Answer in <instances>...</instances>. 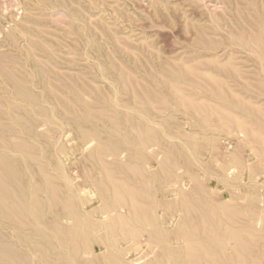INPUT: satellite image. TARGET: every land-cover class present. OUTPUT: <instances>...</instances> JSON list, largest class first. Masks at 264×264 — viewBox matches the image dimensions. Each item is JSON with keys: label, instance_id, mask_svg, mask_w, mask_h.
Wrapping results in <instances>:
<instances>
[{"label": "rangeland", "instance_id": "rangeland-1", "mask_svg": "<svg viewBox=\"0 0 264 264\" xmlns=\"http://www.w3.org/2000/svg\"><path fill=\"white\" fill-rule=\"evenodd\" d=\"M0 189V264H264V0H0Z\"/></svg>", "mask_w": 264, "mask_h": 264}, {"label": "bare ground", "instance_id": "bare-ground-1", "mask_svg": "<svg viewBox=\"0 0 264 264\" xmlns=\"http://www.w3.org/2000/svg\"><path fill=\"white\" fill-rule=\"evenodd\" d=\"M63 124H64V123H63ZM65 124H66V123H65ZM55 153H57V152H55ZM56 155H57V154H56ZM57 157H58V155H57ZM97 158H98V157H97ZM23 163H25V162H23ZM25 165H26V164H25ZM28 170H29V169H28ZM27 172H29V171H27ZM29 173H30V172H29ZM29 173H28V174H29ZM20 174H21V173H20ZM7 176H8V174H7ZM29 177L31 178V177H33V176H32V175H29ZM30 178H29V179H30ZM6 180H8V179H6ZM33 180H34V178H33ZM33 180H31V181H33ZM47 180H48V179H47ZM12 181H13V180H12ZM17 181H18V179H17ZM4 182H5V181H4ZM8 182H10V181H8ZM2 183H3V182H2ZM2 183H1V184H2ZM5 183H7V182H5ZM15 183H16V182H15ZM33 183H34V182H33ZM45 183H46V182H45ZM7 184H9V183H7ZM21 184H22V183H21ZM37 184H38V183H37ZM18 185H19V184H18ZM30 185H31V184H30ZM35 185H36V184H35ZM46 185H47V183H46ZM2 186H3V185H2ZM7 186H8V185H7ZM10 186H11V185H9V187H10ZM16 186H17V185H16ZM32 186H34V185H32ZM47 186H49V185H47ZM4 187H5V186H4ZM25 187L27 188V185H26ZM113 187L116 188V191L118 190L117 187H116V185L114 186V184H113ZM6 188H7V187H6ZM10 188H13V187L11 186ZM20 188H21V189H20L21 192H20V190H19V193H18V194L20 195V197H22V195H23V193H22V191H23V187L21 186ZM30 188H31V187H30ZM32 188H33V187H32ZM70 188H71V186H70ZM24 189H25V188H24ZM46 189H47V188H46ZM0 190L2 191V190H4V189H0ZM12 190H13V189H12ZM51 190H52V189L50 188V191H51ZM68 190H69V189H68ZM71 190H72V188H71ZM13 191H15V190H13ZM13 191H12V192H13ZM25 191H26V190H25ZM29 191H33V189H29L28 192H29ZM36 191H37V189L35 188V192H36ZM16 192H17V191H16ZM1 193L3 194L4 192H1ZM20 193H22V195H21ZM30 193H31V192H30ZM33 193H34V192H33ZM51 193H52V192H51ZM119 193H120V192H119ZM5 194H6V193H5ZM14 194H15V192L13 193V195H14ZM16 194H17V193H16ZM16 194H15V195H16ZM18 194H17V195H18ZM31 194H32V193H31ZM35 194H36V193H35ZM52 194H53V193H52ZM6 195L9 196V192H8ZM25 195H26V194H25ZM29 195H30V194H29ZM36 195H37V194H36ZM55 195H56V194H55ZM1 196H3V198H4L5 195L3 194V195H1ZM8 196H6V198H7ZM34 196H35V195H34ZM79 196H80V195H79ZM13 197H14L13 199H16L17 196H16V197L13 196ZM24 197H25V196H24ZM24 197H23V198H24ZM35 197H36V196H35ZM35 197H34V198H35ZM115 197L117 198V194H116ZM17 198L20 200L19 197H17ZM26 198H27V197H25V199H26ZM31 198H32V197H31ZM78 198H79V197H78ZM10 199H11V198H10ZM2 200H3V199H2ZM21 200H22V199H21ZM28 200H29V199H28ZM34 200H35V199H34ZM119 200L121 201V199H119ZM11 201H13V200L11 199ZM16 201H17V200H16ZM26 201H27V199L25 200V202H26ZM37 201H38V200H37ZM4 202H5V201H4ZM30 202H31V200H30ZM35 202H36V201H35ZM115 202H116V201H115ZM132 202H133V201H132ZM5 203H6V202H5ZM39 203H41V201H39ZM77 203H78V202H77ZM79 203H80V202H79ZM10 204H15V202H14V203L11 202ZM19 204H20V201H19ZM19 204H18V202H17V205H18V206H19ZM23 204H24V203H23ZM23 204L20 205V208H21V206H22V207L24 206ZM129 204H131V203H129ZM129 204H128V205H129ZM0 205H1V204H0ZM3 205H4V204H3ZM6 205H7V204H6ZM15 205H16V204H15ZM38 205H41V204H38ZM42 205H43V204H42ZM42 205H41V206H42ZM74 205H75V204H74ZM132 205H133V206H132ZM132 205H131V206L134 208V204H132ZM1 206H2V205H1ZM4 206H5V205H4ZM7 206H8V205H7ZM7 206H6V209H5L6 211L8 210ZM9 206H11V205H9ZM28 206H32L31 203H29V201H27V203H26V205H25V208L27 209ZM34 206H36V205H34ZM43 206H44V205H43ZM37 207H38V206H37ZM129 207H130V205H129ZM11 208H14V207L12 206ZM25 208H24V209H25ZM38 208H39V207H38ZM3 209H4V208H3ZM14 209L18 211V208H17V209L14 208ZM36 209H37V208H36ZM136 209H137V208H136ZM136 209L134 208L133 210H136ZM15 210H14V211H15ZM21 210H22V209H21ZM21 210H19L18 213H20ZM38 210H39V209H38ZM25 211H26V210H25ZM27 211H28V209H27ZM15 212H16V211H15ZM15 212H14V213H15ZM22 212H23V210H22ZM133 212H134V211H133ZM23 213H24V212H23ZM28 213H29V211H28ZM7 214H8V213H7ZM12 215H13V213H12ZM23 215H25V214H23ZM9 216H10V215H9ZM118 221H119V220H118ZM110 222H111V221H110ZM110 222H109V223H110ZM109 223H108V224H109ZM112 223H114V222L112 221ZM112 223H111V224H112ZM125 223H126V222H125ZM125 223H124V224H125ZM116 224H117V223H116ZM116 224H115V225H116ZM113 225H114V224H113ZM113 225H112V226H113ZM115 225H114V226H115ZM125 225H127V224H125ZM182 225H183V224H182ZM109 226H110V225H109ZM184 227H185V226H184ZM148 228H149V227H148ZM189 230H190V229H189ZM189 230H188V231H189ZM127 232H128V231H127ZM65 233H66V232H65ZM122 234H123V233H122ZM190 235H191V234H190ZM192 235H193V234H192ZM213 235H214V234H213ZM198 236H199V235H198ZM210 236H211V235H210ZM112 237H113V236H112ZM199 237H200V236H199ZM214 239L216 240V238H214ZM214 239H213V241H214ZM197 240H198V239H197ZM207 240H208V239H207ZM211 240H212V239H211ZM217 240H219V239H217ZM190 241H191V240H190ZM193 241H194V240H193ZM185 242H186V241H185ZM187 243H188V242H187ZM200 243H201V242H200ZM185 244H186V243H185ZM188 244H189V243H188ZM237 244H238V243H237ZM207 245H210V244L207 243ZM192 246H193V245H192ZM203 246H204V245H203ZM216 246H217V245H216ZM216 246H215V247H216ZM193 247H194V246H193ZM204 247H205V246H204ZM184 248H185V247H184ZM201 248L203 249V247H201ZM208 248H209V246H208ZM208 248H207V249H208ZM186 249L189 250V248H186ZM187 250H186V251H187ZM193 250H194V248H193ZM205 250H206V249H205ZM190 251H191V249H190ZM194 251H196V250H194ZM206 251H207V250H206ZM192 252H193V251H192ZM201 252H202V251H201ZM210 252H211V251H210ZM212 253H213V252H212ZM184 254H185V253H184ZM186 254H187V253H186ZM186 254H185V255H186ZM206 254H207V253H206ZM216 254H217V253H216ZM192 256H193V255H192ZM196 256H197V255H196ZM213 256H215V255H213ZM189 257H190V256H189ZM189 257H186V258H189ZM194 257H195V256H194ZM207 257H208V256H207ZM209 257H210V256H209ZM244 257H245V256H244ZM186 258H185V259H186ZM190 258H191V257H190ZM190 258H189V259H190ZM243 261H244V260H243ZM245 261H246V260H245ZM193 263H194V262H193ZM195 263H196V262H195ZM213 263H214V262H213ZM201 264H202V263H201ZM206 264H207V263H206ZM224 264H225V263H224Z\"/></svg>", "mask_w": 264, "mask_h": 264}]
</instances>
